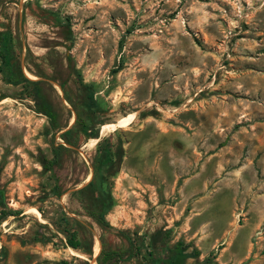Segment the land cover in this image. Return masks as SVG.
Returning a JSON list of instances; mask_svg holds the SVG:
<instances>
[{
	"label": "rangeland",
	"instance_id": "rangeland-1",
	"mask_svg": "<svg viewBox=\"0 0 264 264\" xmlns=\"http://www.w3.org/2000/svg\"><path fill=\"white\" fill-rule=\"evenodd\" d=\"M6 31L0 211L13 214L0 264H157L180 240L201 252L185 264H264V0H0ZM23 77L41 81L55 121L33 85L11 82ZM100 143L110 160L96 158ZM59 144L60 196L43 166ZM95 163L115 199L105 224L78 192ZM74 231L92 254L67 245Z\"/></svg>",
	"mask_w": 264,
	"mask_h": 264
},
{
	"label": "trees",
	"instance_id": "trees-1",
	"mask_svg": "<svg viewBox=\"0 0 264 264\" xmlns=\"http://www.w3.org/2000/svg\"><path fill=\"white\" fill-rule=\"evenodd\" d=\"M13 51H14V43H13V34L12 32L6 31L0 34V59L1 62L7 67L9 70H12L13 63ZM26 81L33 85V97L37 100V110L46 114L52 121L56 120V112L52 109L51 104L46 99V96L43 92L41 81L32 80L27 77H23L22 80H18L15 78L11 79V82H20ZM87 94V106L92 107L94 103L92 87L91 85H87L85 87ZM83 131L87 134L88 137H97V131H93L92 125L89 123V120L83 122ZM69 132H66L63 136L65 140L70 142L68 137ZM66 149L65 145L59 144L55 146L53 157L43 159V166L45 169L51 171L52 178L54 179L53 192H55L58 196L62 195V184L63 178L59 174V167L61 164V157L63 150ZM98 156L99 158L103 155L106 159L110 160L112 158V149L111 147H105L102 143L99 144L98 148ZM96 162V161H95ZM96 166V163H95ZM100 164L97 163L95 169L94 177L86 183L78 192L83 198L85 209L87 213L95 218L99 223L105 224L107 213L113 208L115 205V199L113 197L110 185H109V176L105 173L104 167H99ZM106 168V167H105ZM0 204H4L3 202V192L0 190ZM13 212L9 209L3 208L0 211V221L5 219ZM66 243L68 246L73 249H85L84 243L82 239L78 237V233L76 231L72 233H68L66 235ZM132 252L129 257L133 255H137L140 253V247L134 245V242L131 241ZM188 245L183 241H177L172 247H169L167 250L169 251L166 254L164 251H160L159 257L156 258L157 264H185L188 258H195L200 256L201 252L197 247H193L191 251L188 250ZM88 254H92V248L85 249ZM106 260L112 259H121L122 252L118 250H108L104 253ZM57 264H72L67 260H61ZM84 264H90L85 262ZM199 264V262L195 263Z\"/></svg>",
	"mask_w": 264,
	"mask_h": 264
},
{
	"label": "bare ground",
	"instance_id": "bare-ground-1",
	"mask_svg": "<svg viewBox=\"0 0 264 264\" xmlns=\"http://www.w3.org/2000/svg\"><path fill=\"white\" fill-rule=\"evenodd\" d=\"M135 115H136V112H132V113H129L127 115H124L116 123L106 124L103 127V129H107V128L116 129L118 126H127V125H130L134 121V118L136 117ZM95 140H97V139H94V141ZM97 252H98V248L96 249V253Z\"/></svg>",
	"mask_w": 264,
	"mask_h": 264
}]
</instances>
